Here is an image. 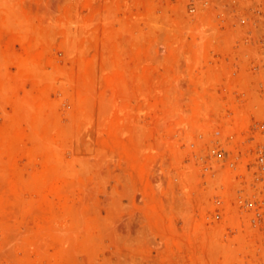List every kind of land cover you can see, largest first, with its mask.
Listing matches in <instances>:
<instances>
[{"label":"rangeland","instance_id":"374dc122","mask_svg":"<svg viewBox=\"0 0 264 264\" xmlns=\"http://www.w3.org/2000/svg\"><path fill=\"white\" fill-rule=\"evenodd\" d=\"M263 120L264 0H0V264H264Z\"/></svg>","mask_w":264,"mask_h":264},{"label":"built area","instance_id":"2783aa9c","mask_svg":"<svg viewBox=\"0 0 264 264\" xmlns=\"http://www.w3.org/2000/svg\"><path fill=\"white\" fill-rule=\"evenodd\" d=\"M261 129H262L263 140H264V120H263V122H262V124H261ZM257 162H258L257 167H258L259 169L262 170V171H261V178H260V179H261L262 181H264V144L261 146V149H260V151H259V155H258V157H257ZM260 214H261V213H259V215H260ZM257 216H258V215H257ZM256 218H258V217L255 216V218H254L253 220L255 221ZM258 219L264 222V216L261 217V218H258Z\"/></svg>","mask_w":264,"mask_h":264}]
</instances>
